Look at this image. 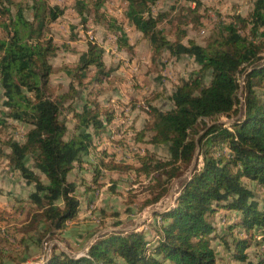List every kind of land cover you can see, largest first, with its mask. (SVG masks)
<instances>
[{
  "label": "trees",
  "instance_id": "1",
  "mask_svg": "<svg viewBox=\"0 0 264 264\" xmlns=\"http://www.w3.org/2000/svg\"><path fill=\"white\" fill-rule=\"evenodd\" d=\"M53 1L0 0L1 114L28 126L24 140H6L8 151L0 148V155L34 187L29 199L36 211L22 231H37L46 224L44 232L58 237L80 209L76 182L68 174L84 166L83 154L96 147L95 140L101 142L114 115L105 111L104 118L86 103L81 111L66 105L77 93L73 83L62 94H50V58L58 46L48 26L64 13ZM74 1L82 23L91 17L114 34L119 49H132L122 25L102 11L107 0ZM158 1L124 0V16L148 40L151 62L159 63L166 51L176 58L191 57L198 66L175 85L171 109L151 107L149 143L167 145L169 157L139 155L138 166H133L107 161L102 150L94 171L145 174L150 178V194L143 203L147 206L167 194L172 180L188 170L196 155L200 165L197 162L181 182L173 203L153 213V237L146 238L142 230L109 231L99 234L82 255L52 245L38 264H222L211 243L214 238L232 251L234 261L264 264L262 251L254 258L247 252L253 244L264 245V201L258 197L264 191V98L257 93L264 87V0H253L246 17L235 15L222 22L206 47L167 38L158 27L164 14L153 12ZM86 45L76 66L67 70L78 85L91 70V79L98 83L111 73L102 46L93 41ZM64 110L72 112L78 130L69 138ZM223 118L233 119L227 125ZM137 134L142 137L144 130ZM28 157L47 183L27 165ZM214 215L226 223L230 242L226 234H217Z\"/></svg>",
  "mask_w": 264,
  "mask_h": 264
},
{
  "label": "rangeland",
  "instance_id": "2",
  "mask_svg": "<svg viewBox=\"0 0 264 264\" xmlns=\"http://www.w3.org/2000/svg\"><path fill=\"white\" fill-rule=\"evenodd\" d=\"M56 2L64 8V13L48 26V33L58 46L56 54L50 58V94H62L73 83L77 93L66 105L71 103L76 111H81L86 103L92 108L97 107L104 118L105 111H113L114 117L107 124L101 142L94 139L96 147L83 154L84 166L68 174V179L76 182L80 209L78 215L66 223L58 237L56 232H44L46 224H41L37 231H22L36 211L29 199L34 187L12 171L0 155V264H38L49 256L52 245H57L69 254L81 255L99 234L119 229L142 230L146 238L153 237V213L173 203L181 182L192 167L172 180L163 198L147 206L143 203L150 194V178L145 174L137 175L134 170L119 172L107 169L102 170L100 175L96 174L94 168L99 164L96 156L102 150L107 154L104 156L107 161L133 166H138L139 155H152L158 160L169 157L167 145L149 143L152 134L151 107L161 111L171 109L173 104L170 96L175 85L198 66L191 57L183 55L176 58L166 51L159 63H152L148 40L124 16V0H107L102 11L122 25L128 43L132 45L130 51L119 49L114 34L91 17L85 24L82 23L74 0L53 1ZM252 7L253 0H159L153 12L164 14L166 19L158 27L170 40L180 39L183 43L191 40L206 47L217 36L222 22H229L235 15L246 17ZM88 41L102 46L105 68H110L111 73L98 83L91 79V70L83 84L78 85L67 70L71 71L76 66ZM240 80L242 84L243 74ZM257 93L264 98V87L258 88ZM2 110L0 87V119L7 122L0 124V148L7 152L6 140L13 138L22 142L28 126L6 119L1 114ZM62 115L68 128L66 138H69L78 131L75 128L76 121L69 110H64ZM232 119L223 118L222 121L228 125ZM141 129L144 134L139 138L137 132ZM200 161L196 155L193 167L197 162L200 165ZM26 163L47 183L45 176L34 168L30 157ZM258 197L264 201V191ZM213 221L217 234H226L230 242L232 236L226 233V223L222 222L220 215H214ZM117 222L120 224L117 225ZM211 243L219 263L241 264L233 260L232 251L219 238H214ZM262 244H253L247 249L250 258L261 251L264 254Z\"/></svg>",
  "mask_w": 264,
  "mask_h": 264
},
{
  "label": "water",
  "instance_id": "3",
  "mask_svg": "<svg viewBox=\"0 0 264 264\" xmlns=\"http://www.w3.org/2000/svg\"><path fill=\"white\" fill-rule=\"evenodd\" d=\"M193 163H194V160H193ZM193 163H192V167H191V170L189 171V173L192 171V168H193ZM83 254H84V252H83ZM82 255V254H81Z\"/></svg>",
  "mask_w": 264,
  "mask_h": 264
},
{
  "label": "crops",
  "instance_id": "4",
  "mask_svg": "<svg viewBox=\"0 0 264 264\" xmlns=\"http://www.w3.org/2000/svg\"><path fill=\"white\" fill-rule=\"evenodd\" d=\"M50 81H52V78H50Z\"/></svg>",
  "mask_w": 264,
  "mask_h": 264
}]
</instances>
